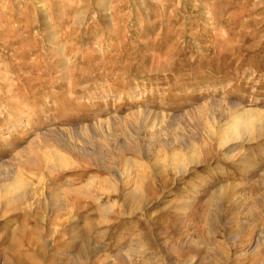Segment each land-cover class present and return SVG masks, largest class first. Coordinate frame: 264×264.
<instances>
[{"label": "rangeland", "instance_id": "374dc122", "mask_svg": "<svg viewBox=\"0 0 264 264\" xmlns=\"http://www.w3.org/2000/svg\"><path fill=\"white\" fill-rule=\"evenodd\" d=\"M19 228L0 264H264V0H0Z\"/></svg>", "mask_w": 264, "mask_h": 264}, {"label": "bare ground", "instance_id": "6f19581e", "mask_svg": "<svg viewBox=\"0 0 264 264\" xmlns=\"http://www.w3.org/2000/svg\"><path fill=\"white\" fill-rule=\"evenodd\" d=\"M254 111V110H253ZM253 111L252 110H244V111H242V112H239V113H234V115L232 116V123H233V126H231V129H229L227 132H226V134L223 136V138H222V141H228V140H230V139H237L239 136H240V134H241V132H242V129L245 127V118H247V117H249L250 118V116H252V114H253ZM224 128V130L227 128H225V127H223ZM247 131V130H246ZM21 228H19L18 229V231H16V230H14V231H12V232H5V233H3L2 235H0L1 236V238H3V237H8L9 236V233H12V234H14V235H16V236H19L20 237V240H23L25 237H28L27 236V234H28V230H26L25 228L23 229H21ZM88 248L90 249V247H89V245H88V243L86 244H84L83 246H82V248L79 250V253H78V255L79 256H82V257H84V256H88ZM34 250V249H33ZM77 255V256H78ZM42 256V255H41ZM78 256V257H79ZM83 259V258H82ZM84 260V259H83ZM87 260V259H86ZM78 261V260H77ZM80 261V260H79ZM84 262V261H83ZM77 263H79V262H77ZM81 264V263H80ZM87 264V263H86Z\"/></svg>", "mask_w": 264, "mask_h": 264}]
</instances>
